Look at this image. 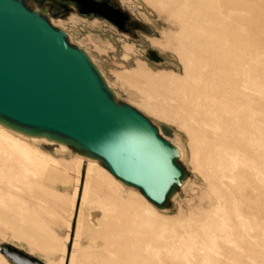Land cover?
I'll return each instance as SVG.
<instances>
[{
    "label": "rangeland",
    "instance_id": "obj_1",
    "mask_svg": "<svg viewBox=\"0 0 264 264\" xmlns=\"http://www.w3.org/2000/svg\"><path fill=\"white\" fill-rule=\"evenodd\" d=\"M120 1L142 29L51 23L174 130L189 179L159 211L101 162L0 127V242L46 264H264V0Z\"/></svg>",
    "mask_w": 264,
    "mask_h": 264
},
{
    "label": "water",
    "instance_id": "obj_2",
    "mask_svg": "<svg viewBox=\"0 0 264 264\" xmlns=\"http://www.w3.org/2000/svg\"><path fill=\"white\" fill-rule=\"evenodd\" d=\"M50 1L54 13L77 7L115 24L110 13L116 16V10L108 3ZM144 53L162 61L152 48ZM0 125L101 162L160 211L189 179L171 139L174 130L118 100L88 51L26 0H0ZM0 252L14 264H45L8 243L0 242Z\"/></svg>",
    "mask_w": 264,
    "mask_h": 264
},
{
    "label": "flooded vegetation",
    "instance_id": "obj_3",
    "mask_svg": "<svg viewBox=\"0 0 264 264\" xmlns=\"http://www.w3.org/2000/svg\"><path fill=\"white\" fill-rule=\"evenodd\" d=\"M103 3H108L114 10H116L114 16L112 13L110 15L113 17V23H111L106 18L100 17L97 14L85 15L79 12L77 7H70L65 13H54L51 11V3L50 0H26L29 7H38L41 9L42 13L46 15V17L51 21H66L70 19V17L78 15L80 17L86 18L87 20H105L110 23L112 26L117 28L120 32L129 33L132 29H142L143 26L139 22H137L129 12H127L122 6L120 0H97ZM124 1V0H122Z\"/></svg>",
    "mask_w": 264,
    "mask_h": 264
},
{
    "label": "bare ground",
    "instance_id": "obj_4",
    "mask_svg": "<svg viewBox=\"0 0 264 264\" xmlns=\"http://www.w3.org/2000/svg\"><path fill=\"white\" fill-rule=\"evenodd\" d=\"M0 127H2V128H4V129H6L5 127H3V126H1L0 125ZM8 132H10V133H12L13 135H15V136H18V137H20V138H22V139H26V140H32V141H34V142H40L41 140L40 139H36V138H29V137H26V136H23V135H20V134H17V133H14V132H12L11 130H8V129H6ZM6 131V132H7ZM26 147V146H25ZM80 156V155H79ZM27 157V156H26ZM81 158L83 157V156H80ZM89 161H95L94 159H89ZM111 173V172H110ZM112 174V173H111ZM113 175V174H112ZM118 179V178H117ZM119 180V179H118ZM120 181V180H119ZM186 182V181H185ZM184 182V183H185ZM120 183L121 184H123L121 181H120ZM183 183V184H184ZM183 186V185H182ZM150 201V200H149ZM151 202V201H150ZM155 206V205H154ZM159 210V209H158ZM160 211V210H159ZM3 254V253H2ZM31 255V254H30ZM34 256V255H33ZM39 259V258H38ZM42 261V260H41ZM46 264V263H45Z\"/></svg>",
    "mask_w": 264,
    "mask_h": 264
}]
</instances>
